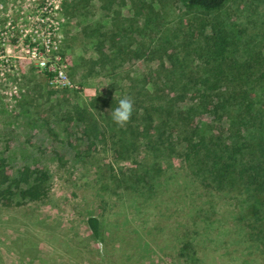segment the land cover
Instances as JSON below:
<instances>
[{
	"label": "rangeland",
	"instance_id": "rangeland-1",
	"mask_svg": "<svg viewBox=\"0 0 264 264\" xmlns=\"http://www.w3.org/2000/svg\"><path fill=\"white\" fill-rule=\"evenodd\" d=\"M136 1L0 0V172L15 177L26 166L47 170L50 189L43 200H25L16 188L12 195L2 192L0 178V264H193L178 256L186 228L197 238L196 264H264L249 247L232 253L231 200L217 196L203 209L202 191L190 198L181 184L165 186L147 202L131 188L145 170L138 163L145 168L146 160L129 153L131 142L101 118L100 107L156 63L107 62L118 53L109 40L122 31L125 49L148 50V39L172 27L179 9V0H158L168 12L146 42L132 10ZM257 4L261 14L245 15L253 34L264 22L263 3ZM113 64L120 68L112 70ZM79 113L99 124H85ZM90 215L104 222L106 240L91 237Z\"/></svg>",
	"mask_w": 264,
	"mask_h": 264
},
{
	"label": "trees",
	"instance_id": "trees-1",
	"mask_svg": "<svg viewBox=\"0 0 264 264\" xmlns=\"http://www.w3.org/2000/svg\"><path fill=\"white\" fill-rule=\"evenodd\" d=\"M258 1L264 7V0H179L173 26L161 27L151 37L146 33L159 27L167 7L158 0L133 2L145 31L141 39L147 42L150 37L149 49H125L128 36L118 31L109 40L110 49L118 53L105 55L106 61L121 58L123 64L142 58L156 65L133 78L124 94L105 99L99 115L112 129L122 130L124 141L132 145L129 153L143 154L146 160L145 168L138 163L137 168L145 170L131 187L140 198L147 202L165 186L181 184L190 198L202 191L207 199L203 209H209L207 203L212 208L217 196L231 200L237 226L232 253L249 247L264 261V22L256 23L253 34L245 18L255 11L261 14ZM116 68L113 64L112 70ZM125 96L133 99L134 111L130 122L119 127L111 111ZM78 118L93 127L99 124L96 116L89 119L79 113ZM171 169L177 170L165 175ZM4 172L2 192L12 195L16 188L20 197L31 201L49 196L47 170L26 166L15 177ZM103 223L96 215L87 218L93 239H107ZM184 231L178 256L199 263L197 238L190 235L191 229Z\"/></svg>",
	"mask_w": 264,
	"mask_h": 264
},
{
	"label": "clouds",
	"instance_id": "clouds-1",
	"mask_svg": "<svg viewBox=\"0 0 264 264\" xmlns=\"http://www.w3.org/2000/svg\"><path fill=\"white\" fill-rule=\"evenodd\" d=\"M134 111V101L131 97L125 96L118 101L117 107L112 109L113 122L119 127H125L131 120Z\"/></svg>",
	"mask_w": 264,
	"mask_h": 264
},
{
	"label": "built area",
	"instance_id": "built-area-1",
	"mask_svg": "<svg viewBox=\"0 0 264 264\" xmlns=\"http://www.w3.org/2000/svg\"><path fill=\"white\" fill-rule=\"evenodd\" d=\"M47 47L50 48L51 45H50V44H47ZM36 52H37V48L33 50V54L36 55ZM42 64H45V61H42ZM48 72L51 73V76H52V77L54 76V75L52 74V72H50V71H48ZM61 74H62V72H61ZM64 78H65V76H64Z\"/></svg>",
	"mask_w": 264,
	"mask_h": 264
}]
</instances>
